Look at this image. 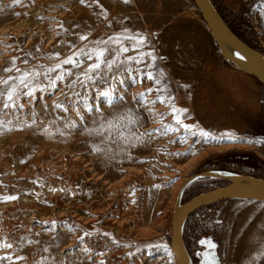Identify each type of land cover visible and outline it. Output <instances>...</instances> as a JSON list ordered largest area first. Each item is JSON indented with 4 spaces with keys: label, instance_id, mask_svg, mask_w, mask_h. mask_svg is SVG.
Wrapping results in <instances>:
<instances>
[{
    "label": "rangeland",
    "instance_id": "1",
    "mask_svg": "<svg viewBox=\"0 0 264 264\" xmlns=\"http://www.w3.org/2000/svg\"><path fill=\"white\" fill-rule=\"evenodd\" d=\"M210 2L241 41L264 54L251 24L259 7L264 8V0L250 5L243 0ZM183 16H197L203 23L193 0H131L128 4L123 0L87 4L0 0V76L7 75L2 70L13 57L28 54V65L17 59L21 68L48 67L75 49L91 51L97 40L109 37L129 47L128 55H136L131 51L133 40L127 37H143L140 50L156 59L146 57L145 64L125 67L150 71L159 81L156 84L121 67L107 74L108 83H89L86 88L76 84L70 89V82L91 63L82 57V67L72 68L74 75L58 82L54 93L37 92L32 104L22 98V116L30 122L36 114L37 123L27 127L13 121L11 130L0 133V197H18L0 202V230L19 245L11 254L26 258L20 264H32L34 257L41 256L49 257L48 264H177L170 249L172 212L185 179L206 171L238 169L236 174L264 180V166L234 161L239 154L255 162L264 160L260 150L264 131L257 134L261 141L255 134L204 127L192 103L193 85L173 80L159 59L160 32ZM81 35L87 39L81 41ZM41 82L47 84L43 78ZM259 86L263 104L264 88ZM109 89L111 104L97 95ZM73 93L87 97L92 110L80 103L73 108L71 101L80 100ZM158 95L173 97L176 107L187 110L180 119L194 127L185 131L176 125L170 104L162 103ZM56 101L69 111L55 109ZM66 122L75 127H65ZM169 125L176 130L165 132ZM201 129L216 136L230 133L245 142L207 141L192 135ZM228 183L222 179L194 182L182 202ZM85 232L90 235L84 236ZM183 235L195 264L196 254L207 247L201 240L215 243L220 264H264V205L242 201L209 205L189 216Z\"/></svg>",
    "mask_w": 264,
    "mask_h": 264
},
{
    "label": "snow or ice",
    "instance_id": "2",
    "mask_svg": "<svg viewBox=\"0 0 264 264\" xmlns=\"http://www.w3.org/2000/svg\"><path fill=\"white\" fill-rule=\"evenodd\" d=\"M19 2V0H16ZM89 0H80L81 4H87ZM93 3L96 0H92ZM131 0H123V3L128 4ZM103 14V13H102ZM81 41L87 39L86 36L81 35L79 37ZM129 40H133V46L131 51L135 52L136 55H128L130 49L125 46L122 41H118L114 37H109L107 40H97L95 44L97 45L91 51L84 49H75L71 55L67 56L62 60H58L54 65L44 67L40 65H30L26 68H21L17 65V59H20L21 62L25 65L29 64L28 54H25L23 58L13 57L9 62L8 66L3 68V73L7 74L5 76H0V133L11 130L9 127L13 125V121H15L16 125L19 126H27L30 127L37 123V115L33 114L31 117V121L29 122L22 116L24 112V103L21 102L22 98L26 100L29 104H32L34 100L37 98V92H45L49 91L54 93L57 83L63 82L69 77L73 76L72 68H80L83 65L82 57L86 58L88 61H91L86 67L83 68V71L76 75L75 79L72 80L69 84V88H74L76 84H79L81 88H86L89 83L93 86L97 84H105L108 83L107 74L113 68H121L124 67L125 71H136L141 74L144 79L151 80L154 83L158 84L159 81L157 77L150 71H144L141 73L140 69H130L129 67H125L126 64L135 63L137 65L145 64L146 57L151 58L153 61L156 57L152 53L145 54L140 50V46L143 45V37H137L133 39L132 37H127ZM115 43V47H112ZM57 58H59V53L55 54ZM123 57V60L118 59V57ZM71 66L65 67V66ZM147 67H151L150 64L146 65ZM53 73L55 74L53 76ZM41 78L47 81V84H42ZM113 80L116 77H112ZM120 83H124V81H120ZM153 89L149 88L148 92H152ZM157 93L161 91V89H156ZM75 96H80V93H73ZM98 96L104 98L109 104L112 103V90H104L97 93ZM143 93H141V98H143ZM157 99H159L162 103L168 102L171 106V114L176 122V125L183 127L185 131L191 130L194 125L184 124L180 119L187 110L183 108H178L175 105L174 98L171 96L163 97L158 95ZM87 97L80 96V100H72L71 105L73 108L77 106L78 103L83 104L85 108L89 111L92 110L91 106L86 103ZM55 109H60L64 112L69 111V108L61 101H56L53 104ZM79 115V113H77ZM83 120V116L80 117ZM129 123H135L134 120H129ZM65 127L73 128L75 124L66 122ZM175 131L171 125L164 128V131ZM63 134V133H61ZM148 137H151V133H147ZM192 135H199L207 141H216L220 142L221 140H226L228 142H245L240 137H236L230 133H222L219 136L213 135L204 130H200L198 133L192 132ZM144 140H140V143H144ZM255 142V141H253ZM155 187L159 188L160 185H156ZM55 191V189H51ZM18 197L13 195L2 196L0 197V202H11L13 200H17ZM134 202V201H133ZM55 222H51V226H54ZM90 233L85 232L84 236H88ZM107 235V234H105ZM83 241V236L79 238ZM21 242L23 243V238H21ZM29 243L34 241H28ZM117 246H119V241H115ZM201 245H206L210 249H215L216 245L211 240H201L199 241ZM19 245L8 239L4 234L3 230H0V252H3L0 255V264H20V262L26 259L23 256L12 255L11 250L18 247ZM7 249L8 251H5ZM45 252L48 249H44ZM206 256H211V264H217L215 258V252L206 253ZM49 257L41 256L39 260L33 258L32 264H48ZM100 264H104V261H101Z\"/></svg>",
    "mask_w": 264,
    "mask_h": 264
},
{
    "label": "crops",
    "instance_id": "3",
    "mask_svg": "<svg viewBox=\"0 0 264 264\" xmlns=\"http://www.w3.org/2000/svg\"><path fill=\"white\" fill-rule=\"evenodd\" d=\"M243 1L250 5L259 0ZM251 24L259 34L258 43L264 48L263 7L256 11ZM157 53L173 80L193 85L192 103L204 127L232 129L236 135L255 134L258 140L263 139L257 135L264 131L259 83L225 64L209 31L197 16H183L164 27ZM260 150L264 152V147ZM234 161L260 169L264 166V160L255 162L254 158L242 154L235 155Z\"/></svg>",
    "mask_w": 264,
    "mask_h": 264
},
{
    "label": "water",
    "instance_id": "4",
    "mask_svg": "<svg viewBox=\"0 0 264 264\" xmlns=\"http://www.w3.org/2000/svg\"><path fill=\"white\" fill-rule=\"evenodd\" d=\"M193 1L225 64L239 73L252 77L264 88V54L241 41L223 18L214 11L210 0ZM247 63L250 65V70L243 67ZM212 179H222L229 183L223 187L197 194L187 202H182L185 191L191 184L200 180ZM228 201L254 202L264 205V180L227 171H206L190 176L182 182L172 212L170 238V249L177 264H195L187 253L183 237L189 216L209 205ZM213 251L217 264H220L217 248L208 247L196 254L198 264H211V256L205 254Z\"/></svg>",
    "mask_w": 264,
    "mask_h": 264
},
{
    "label": "trees",
    "instance_id": "5",
    "mask_svg": "<svg viewBox=\"0 0 264 264\" xmlns=\"http://www.w3.org/2000/svg\"><path fill=\"white\" fill-rule=\"evenodd\" d=\"M221 17L223 18V20L227 23V21H226V19L221 15ZM227 25H228V23H227ZM229 26V25H228ZM235 34V33H234ZM241 40V39H240ZM245 44H247V43H245ZM249 47H251V48H253L252 46H250L249 44H247ZM256 50V49H255ZM258 51V50H257ZM260 52V51H259ZM263 105H264V102H263ZM224 171V170H223ZM230 172H233V173H236V172H234V171H230ZM240 175V174H239ZM183 237L185 238V236L183 235ZM186 240L184 239V244H185V248H186V250H187V247H186V242H185Z\"/></svg>",
    "mask_w": 264,
    "mask_h": 264
},
{
    "label": "bare ground",
    "instance_id": "6",
    "mask_svg": "<svg viewBox=\"0 0 264 264\" xmlns=\"http://www.w3.org/2000/svg\"><path fill=\"white\" fill-rule=\"evenodd\" d=\"M203 25L205 26V24L203 23ZM206 27V26H205ZM243 67L247 70H250V65L247 63V64H244ZM123 93V92H122ZM121 93V94H122ZM154 128H160V125L158 124H155Z\"/></svg>",
    "mask_w": 264,
    "mask_h": 264
},
{
    "label": "flooded vegetation",
    "instance_id": "7",
    "mask_svg": "<svg viewBox=\"0 0 264 264\" xmlns=\"http://www.w3.org/2000/svg\"><path fill=\"white\" fill-rule=\"evenodd\" d=\"M236 170H238V169H236ZM236 170H232V169H231L230 171H234V172H236ZM224 171H226V170H224ZM197 261H198V259H197ZM197 264H198V263H197Z\"/></svg>",
    "mask_w": 264,
    "mask_h": 264
}]
</instances>
